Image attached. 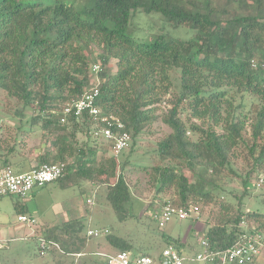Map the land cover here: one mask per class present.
<instances>
[{
    "label": "trees",
    "instance_id": "16d2710c",
    "mask_svg": "<svg viewBox=\"0 0 264 264\" xmlns=\"http://www.w3.org/2000/svg\"><path fill=\"white\" fill-rule=\"evenodd\" d=\"M88 1L82 6L83 0H0V91L16 100L22 116L31 112L29 127L17 129L41 135L40 145L29 149L36 153V167L66 164L57 180H73L66 187L107 185V200L119 220H126L132 197L126 168L140 136L159 120L158 105L169 97L162 121L171 132L156 143L152 154L158 159L150 167L157 193L173 192L169 201L176 207L199 208L208 253H225L264 237V197L253 200L250 192L255 177L264 183V0ZM136 13L160 14L192 35L141 41L128 33ZM92 54L94 64L102 66L98 104L132 135L130 151L118 156L122 161L106 153L111 144L94 137L93 118L70 116L62 122L66 105L90 86ZM112 61L115 72L107 70ZM176 72L179 91L173 84ZM237 95L234 105L231 98ZM26 142L17 146L2 128L1 164L20 172L32 157L22 154ZM230 179L242 181V195L223 187ZM246 200L257 208L246 207ZM15 209L18 215L29 214L24 203L17 202ZM40 238L59 248L51 246L40 256ZM88 238L82 219L36 233V264H108L101 252L88 249ZM163 239L166 247L186 246L181 236ZM107 242L113 254L150 255L122 236L109 234Z\"/></svg>",
    "mask_w": 264,
    "mask_h": 264
},
{
    "label": "rangeland",
    "instance_id": "374dc122",
    "mask_svg": "<svg viewBox=\"0 0 264 264\" xmlns=\"http://www.w3.org/2000/svg\"><path fill=\"white\" fill-rule=\"evenodd\" d=\"M62 1L71 2L73 0ZM75 1H77V4L80 1L81 4V0ZM82 4V6L89 5L90 2L88 0H83ZM82 6L80 8H82ZM128 33L141 41L150 40L160 35L182 39H187L192 35L190 29L186 27H173L160 14L146 13H136L132 17ZM95 59V55L92 54V64L95 63ZM107 70L116 71L115 61L109 64ZM91 76V81L94 82L95 75L91 73ZM173 84L174 90L179 91L180 75L178 72L173 74ZM167 99L170 98L166 97L165 102L158 105L159 110L157 111V115L159 116V120L149 128L147 134H142L140 136L136 145V151L133 157L130 158L131 163L126 168L125 174L132 193L131 203L128 204V217L126 220H119L118 215L107 200V185L93 186L88 182H80L78 184L74 183L75 185L73 186L66 187L73 180L54 181L44 187L35 188L34 192L24 200H18L16 197H2L0 198V244L4 249L2 248V256L0 255V259H2L1 264H20L18 260L21 259L16 260L13 257L9 258L6 256H14L16 250H24V248L31 249V253L22 251L19 256L25 255L34 257L36 249L32 237L35 236V232L38 231L40 234L42 230H45L51 225L61 224L69 220L72 214H78L76 216H80L79 219L84 221L85 231H87V233L88 231L94 230L100 232V237L88 238V249L91 251L106 254L115 253L113 247L107 242V236L113 234L125 237L130 242L135 243L136 247L141 246V252L156 256L166 247L163 235H167L173 239H177L179 236L183 237L186 246L182 249L190 255L196 254L199 250L196 241L199 236L202 235L201 232L205 227V218L203 215L199 214L196 220H192L193 222H190V220L178 221L175 219L166 224L164 228H160L158 220L154 218L155 209L160 208L163 202L174 199V194L171 191L164 194L157 193V186L150 174V167L153 166L158 159L152 154L156 148V143L171 132V128L162 121V117L167 115L170 110L169 104L166 103ZM238 99V95L231 98V100L234 101V105H238ZM19 112L20 108L18 110L16 100L0 91L1 130L3 128L4 135L17 146L19 141L23 139L27 140V142L23 143L20 147L22 154L36 157V153L31 152V154H29V149L40 145L41 135H28L17 129L21 126L28 128V120L31 118L30 111H25V116H22ZM182 117L183 119H187L186 115ZM78 136L81 141L85 140L84 135ZM132 144L124 153L122 152L124 155L130 151ZM103 152L105 153L106 151L103 150ZM106 153L113 155L112 151ZM121 155L118 159L122 161ZM137 164L145 165L149 168L145 170L135 166ZM244 165L243 160H240L238 164L239 168L244 169ZM185 172L190 175L188 171ZM112 182H114V180H111V183ZM251 183L252 189L250 192L253 200L260 195L264 197V183L258 182L256 177ZM223 187L227 191L232 190L233 195L238 196L242 195L244 191L240 179H235L234 181L230 179L227 182L223 181ZM88 199L92 200V204L87 203ZM17 202L27 203L30 213L37 217L40 222L37 225L19 222L18 213L15 210V204ZM249 202L250 201L246 200V207L249 209L257 208L256 204H251ZM79 209L80 211L77 213ZM15 227L17 229L21 228L19 232L23 231L24 235L13 234L9 236V231H12ZM22 227H25L24 230ZM192 230L195 231L193 235L191 233ZM7 246H9L8 250L6 248ZM193 264L206 263L195 262ZM259 264H264V261H260Z\"/></svg>",
    "mask_w": 264,
    "mask_h": 264
},
{
    "label": "built area",
    "instance_id": "2783aa9c",
    "mask_svg": "<svg viewBox=\"0 0 264 264\" xmlns=\"http://www.w3.org/2000/svg\"><path fill=\"white\" fill-rule=\"evenodd\" d=\"M100 72L102 66L95 64L91 73L95 75V81H91L88 89L75 101L66 105L63 111L62 122H67L70 116L76 118L89 116L94 120L93 135L95 138L111 144V151L118 157L132 144V135L126 130L123 122L112 115L103 112L98 101L101 96ZM1 131V127H0ZM66 169V164H43L32 169L30 172L19 173L9 166H3L0 162V198L16 197L27 199L35 188L60 179ZM262 182V181H261ZM92 204V200H88ZM199 215L197 206L176 207L172 201H167L163 206L154 210V218L158 220L160 228L177 219L178 221L196 220ZM19 222L24 224L37 225V219L29 215H20ZM89 238L100 237L97 230L88 231ZM40 256H45L51 246L59 248L53 242H48L43 238L39 241ZM201 252L190 255L183 249L176 246L165 247L159 255H134L132 252L122 251L114 255H104L108 259V264H192L204 262L208 264H251L255 263L264 253V237L249 239L237 245L235 248L225 253H208L209 241L203 235L196 241ZM3 246L0 245V250ZM80 256V255H78Z\"/></svg>",
    "mask_w": 264,
    "mask_h": 264
},
{
    "label": "crops",
    "instance_id": "0c3cea01",
    "mask_svg": "<svg viewBox=\"0 0 264 264\" xmlns=\"http://www.w3.org/2000/svg\"><path fill=\"white\" fill-rule=\"evenodd\" d=\"M30 161V162H29ZM29 161H27L26 162V164H25V166L22 168V170H20V172L19 173H25V172H30L32 169H34V168H36V157H31L30 159H29ZM15 169V168H14ZM21 169V168H20ZM18 169L16 168L15 169V171H17ZM34 192V191H33ZM32 192V193H33ZM31 193V194H32ZM18 200H20L19 198H18ZM88 200H90V199H88ZM87 200V201H88ZM21 203H23V202H21ZM25 204V203H24ZM26 206H27V208H28V210H29V214H21V215H29V216H32L33 218H35V219H37V222L39 223L40 221H39V219L37 218V217H35L33 214H31L30 213V209H29V207H28V205H27V203L25 204ZM16 210V209H15ZM79 211H80V209L77 211V213H79ZM76 215H78V214H76ZM75 214H72V216H71V218L69 219V220H74V219H79L80 218V216H76ZM20 215H18V217H19ZM19 221V220H18ZM68 221V220H67ZM66 222V221H65ZM65 222H63V223H65ZM37 223V224H38ZM63 223H61V224H63ZM57 225H60V224H57ZM57 225H51V226H49L48 228H52V227H54V226H57ZM24 228L25 227H22V229L24 230ZM48 228H46V229H48ZM21 229V228H20ZM20 229H17L16 227L14 228V229H12V231H9L10 233H9V236H12L13 234H15V235H24V232L23 231H21V232H19L20 231ZM43 231V230H42ZM36 233H38V231H36L35 232V234ZM1 243V242H0ZM1 245V244H0ZM2 248H4V247H2ZM197 248H198V246H197ZM2 250V249H1ZM199 252H201V248H199V250L197 251V253H199ZM20 253H22V252H17L14 256H6V257H13L14 259H16V260H18V259H21V260H18V262L20 263V264H36V262L38 261V259H34V257H29V256H25V255H21V256H19L20 255ZM133 253V252H132ZM101 254H104V255H114L113 253L112 254H106V253H101ZM134 254V253H133ZM21 261V262H20ZM260 261H264V253H263V255L260 257V258H258L257 259V261L255 262L256 264H259L260 263ZM0 264H1V259H0ZM193 264V263H192ZM206 264H208V263H206Z\"/></svg>",
    "mask_w": 264,
    "mask_h": 264
}]
</instances>
